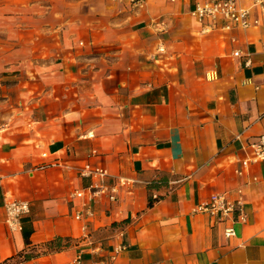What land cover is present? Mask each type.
I'll return each mask as SVG.
<instances>
[{"label":"crops","instance_id":"1","mask_svg":"<svg viewBox=\"0 0 264 264\" xmlns=\"http://www.w3.org/2000/svg\"><path fill=\"white\" fill-rule=\"evenodd\" d=\"M142 1L0 0V264H264V15L204 31L196 0ZM86 165L133 183L76 219ZM212 193L242 200L231 236Z\"/></svg>","mask_w":264,"mask_h":264},{"label":"built area","instance_id":"2","mask_svg":"<svg viewBox=\"0 0 264 264\" xmlns=\"http://www.w3.org/2000/svg\"><path fill=\"white\" fill-rule=\"evenodd\" d=\"M134 7H141L142 0H131ZM190 15L197 19L202 24L204 31L212 29H233L235 27H249L258 25L262 15H264V0H252L250 5L245 6L239 3L238 0H196L193 8L190 10ZM158 31H165L166 24L161 18L154 21ZM158 51H163V46L158 47ZM234 54H238L237 51ZM254 161L264 160V133L258 136L254 143V154L251 157ZM249 160L242 161L245 165ZM51 163H42L35 166L36 168H44ZM240 170H238V173ZM81 174L92 178L88 185V197L83 210L75 211L74 217L82 219L84 217L90 218L93 215L89 203L97 198L99 195H107L109 200H115L117 189L121 186H130L133 179L128 177L118 176L116 182L111 185L104 183V178L107 176V171L101 167L91 168L88 165L82 168ZM82 191H76L77 195L82 196ZM6 222L11 231L21 229V219L28 213L29 204L25 200L9 198L5 201ZM196 211H202L213 216L216 221L224 222V234L231 236L235 233L234 222L244 220L245 213L242 207V200L240 197L230 199L225 193H212L206 201L200 203L195 208ZM123 246H118L114 249L112 259L118 254Z\"/></svg>","mask_w":264,"mask_h":264},{"label":"trees","instance_id":"3","mask_svg":"<svg viewBox=\"0 0 264 264\" xmlns=\"http://www.w3.org/2000/svg\"><path fill=\"white\" fill-rule=\"evenodd\" d=\"M20 255H22V254H20ZM24 258H27V257H29V254H23L22 255Z\"/></svg>","mask_w":264,"mask_h":264}]
</instances>
